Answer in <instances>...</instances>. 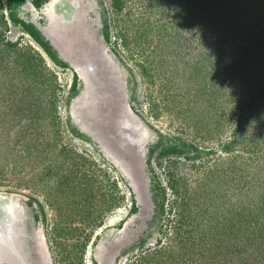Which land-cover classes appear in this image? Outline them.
Segmentation results:
<instances>
[{"label": "rangeland", "instance_id": "rangeland-1", "mask_svg": "<svg viewBox=\"0 0 264 264\" xmlns=\"http://www.w3.org/2000/svg\"><path fill=\"white\" fill-rule=\"evenodd\" d=\"M10 204L0 264H264V0H0Z\"/></svg>", "mask_w": 264, "mask_h": 264}, {"label": "bare ground", "instance_id": "bare-ground-1", "mask_svg": "<svg viewBox=\"0 0 264 264\" xmlns=\"http://www.w3.org/2000/svg\"><path fill=\"white\" fill-rule=\"evenodd\" d=\"M2 197V196H1ZM7 199V198H6ZM1 211H4L2 207H0ZM7 210L6 213L8 215L6 216L5 222H1L0 220V244L4 245V248L6 249H13V242H11V234H12V221L15 216L14 208L10 205L5 207ZM10 215L12 220H10Z\"/></svg>", "mask_w": 264, "mask_h": 264}]
</instances>
